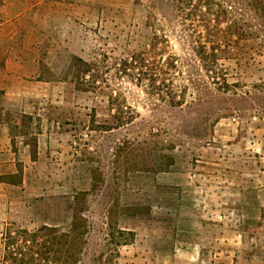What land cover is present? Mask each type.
Returning a JSON list of instances; mask_svg holds the SVG:
<instances>
[{"label": "rangeland", "instance_id": "374dc122", "mask_svg": "<svg viewBox=\"0 0 264 264\" xmlns=\"http://www.w3.org/2000/svg\"><path fill=\"white\" fill-rule=\"evenodd\" d=\"M109 1L114 19L47 72L66 84L20 119L57 133L65 160L2 177L0 264L6 230L44 226L71 234L53 247L68 258L31 264H113L133 229H168L180 208L264 242V0Z\"/></svg>", "mask_w": 264, "mask_h": 264}, {"label": "crops", "instance_id": "0c3cea01", "mask_svg": "<svg viewBox=\"0 0 264 264\" xmlns=\"http://www.w3.org/2000/svg\"><path fill=\"white\" fill-rule=\"evenodd\" d=\"M111 7L115 5L109 0H0V191L4 176L22 172L21 168L25 173L38 162L65 160L62 144L53 137L57 133L33 131L31 125H21L20 119L32 116V100L51 95L49 88L54 85L66 84L64 80L55 82L47 72L64 57L82 53L74 40L86 37L90 33L87 27L111 22ZM31 135L36 137V153L29 143ZM189 193L190 198L201 199L239 198L245 192L213 193L199 188ZM260 209L252 207L254 219ZM188 210L185 219L179 217L183 208L178 209V217L168 229H133L134 240L120 247L113 264H264V242L254 229L250 234L238 223L227 231L224 222H206L205 208Z\"/></svg>", "mask_w": 264, "mask_h": 264}, {"label": "trees", "instance_id": "16d2710c", "mask_svg": "<svg viewBox=\"0 0 264 264\" xmlns=\"http://www.w3.org/2000/svg\"><path fill=\"white\" fill-rule=\"evenodd\" d=\"M71 233H76V228H72ZM70 240L71 234L59 232L54 227L44 226L34 231L21 228L12 232L6 230L2 237L4 249L7 251L4 259H9L12 264H31L37 260L38 256L47 261L55 253L56 255L59 254L55 258L56 261H65L68 258V255L65 254L66 251L61 252L53 247L62 250L63 246H67ZM38 248L45 250L42 253Z\"/></svg>", "mask_w": 264, "mask_h": 264}]
</instances>
